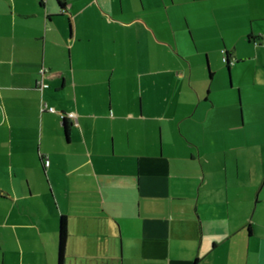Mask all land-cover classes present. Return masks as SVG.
I'll use <instances>...</instances> for the list:
<instances>
[{
	"label": "crops",
	"instance_id": "obj_1",
	"mask_svg": "<svg viewBox=\"0 0 264 264\" xmlns=\"http://www.w3.org/2000/svg\"><path fill=\"white\" fill-rule=\"evenodd\" d=\"M61 3L0 0V264H264V0Z\"/></svg>",
	"mask_w": 264,
	"mask_h": 264
},
{
	"label": "rangeland",
	"instance_id": "obj_2",
	"mask_svg": "<svg viewBox=\"0 0 264 264\" xmlns=\"http://www.w3.org/2000/svg\"><path fill=\"white\" fill-rule=\"evenodd\" d=\"M215 62V61H214ZM206 73L208 77H210V72L215 74V79L212 88V92H210L211 100L216 103V107H219L220 111H224L223 108L228 107V101L226 100L227 91L224 89H220L218 86L228 84L230 91L232 92L233 96H235V105L236 108H240L242 105V96L241 92H239L238 89L234 88V85L238 83V79L236 76V73H232L229 71L228 68H226V65L223 62H218L217 64L214 63V65H210L209 63H206L205 65ZM234 76V77H233Z\"/></svg>",
	"mask_w": 264,
	"mask_h": 264
},
{
	"label": "trees",
	"instance_id": "obj_3",
	"mask_svg": "<svg viewBox=\"0 0 264 264\" xmlns=\"http://www.w3.org/2000/svg\"><path fill=\"white\" fill-rule=\"evenodd\" d=\"M60 4V6L62 5L61 0H57ZM63 6V5H62ZM234 60H231L229 58V56H227L224 59V64L226 65V68H228L229 70L231 69L230 66H232V62ZM236 63V62H235ZM234 63V64H235ZM213 76V73L210 72V77ZM67 127V126H66ZM68 129V128H67ZM66 217L61 218V225H60V231H59V264H64L65 262V252H66V246L67 245V241H68V223L67 220L65 219Z\"/></svg>",
	"mask_w": 264,
	"mask_h": 264
},
{
	"label": "built area",
	"instance_id": "obj_4",
	"mask_svg": "<svg viewBox=\"0 0 264 264\" xmlns=\"http://www.w3.org/2000/svg\"><path fill=\"white\" fill-rule=\"evenodd\" d=\"M234 63H235V61L232 62V64H234ZM50 112L54 113V112H56V110L54 108H50ZM61 116H62L63 119H65L67 117L68 118H72V119L76 118V115L71 114V113L68 114V115L62 114ZM48 165H50V161H47L45 166L47 167Z\"/></svg>",
	"mask_w": 264,
	"mask_h": 264
}]
</instances>
